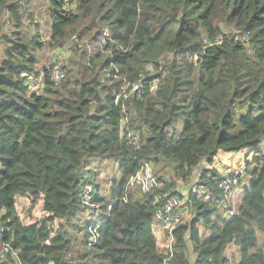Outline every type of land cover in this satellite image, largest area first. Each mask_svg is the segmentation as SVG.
<instances>
[{
	"label": "trees",
	"instance_id": "trees-1",
	"mask_svg": "<svg viewBox=\"0 0 264 264\" xmlns=\"http://www.w3.org/2000/svg\"><path fill=\"white\" fill-rule=\"evenodd\" d=\"M10 1L0 0V228L10 245L0 264H163L154 196L129 192V177L149 163L166 189L198 167L218 193L217 157L244 151L250 183L234 215L190 197L171 264H264V0H47L49 48L71 40L73 60L57 87L43 71L40 93L28 81L44 46L32 0ZM125 115L137 151L121 137ZM96 160L117 163L106 195L88 168ZM84 186L102 213L94 246Z\"/></svg>",
	"mask_w": 264,
	"mask_h": 264
},
{
	"label": "built area",
	"instance_id": "built-area-1",
	"mask_svg": "<svg viewBox=\"0 0 264 264\" xmlns=\"http://www.w3.org/2000/svg\"><path fill=\"white\" fill-rule=\"evenodd\" d=\"M57 54V53H55ZM63 64L57 58L51 64L50 81L54 87L60 85L65 78ZM141 86H133L131 92H139ZM122 111L126 113L124 104ZM121 137L135 151L139 150L137 134L128 129V118L125 115L121 121ZM238 169H228L221 172V179L216 183L218 193H214L211 188L205 186L201 182V168L196 167L192 170L189 193L186 199L179 197L174 193V190L163 191L162 196L153 193V190L159 189L161 183L158 182L153 174L152 166L145 163L140 166L136 173L129 177L126 183L128 191L135 188H140L143 193H150L154 196L153 205L154 212V230L160 244H163L165 257L163 264H171L174 257L175 230L185 223H188L193 218L192 205L189 201L190 197H194L199 201H203L210 205H215L220 208L222 216L229 219L234 215L235 207L232 205V200L240 187V179L243 175L244 165ZM93 189L91 186H84L81 189V202L85 211V219L88 223L87 231L89 238L88 246H94L99 240L98 229L100 226V217H102L99 204L92 202ZM123 202L127 201V195L122 197ZM111 206L106 207V216H108ZM3 229L0 228V263L5 260L6 255L10 251V245L2 240Z\"/></svg>",
	"mask_w": 264,
	"mask_h": 264
},
{
	"label": "rangeland",
	"instance_id": "rangeland-1",
	"mask_svg": "<svg viewBox=\"0 0 264 264\" xmlns=\"http://www.w3.org/2000/svg\"><path fill=\"white\" fill-rule=\"evenodd\" d=\"M10 1V0H6ZM25 1L27 0H11L8 3H15V4H24ZM28 10L32 11L33 13V21L32 23L36 24L38 31L40 33L41 39L43 40L44 46L42 47L41 50H38L35 54L37 61L36 64L34 65V70L35 73H38V78H30L28 79L29 81V87L31 88L30 91L34 93H40L41 92V87L43 85L42 83V74L43 71L45 70H51V64L55 59H59L61 63L64 65V68L67 66L70 60H73V56L70 53V49L68 48L70 44L72 43L71 40H66L65 44L66 47L62 49H51L49 48V35H50V19H49V6L47 0H32L30 3L27 5ZM26 16V15H25ZM25 18V17H24ZM26 21V20H25ZM27 23V22H26ZM32 28V26H31ZM33 29V28H32ZM86 45L84 41L80 42L79 47L83 48V46ZM2 48V46H1ZM89 49V48H88ZM54 52H59L60 54H55ZM180 128L178 127V132ZM246 160H251V157H248L246 159L245 151L244 153H234V154H219L217 157V170L221 172L222 168L221 166H226V169L229 168V164L227 161L231 164L230 169H238L241 166V164H245ZM90 173L93 174L94 178L93 181L95 182L96 185L99 186L100 188V193L101 194H108L109 189L111 187L112 181L115 179V181L119 180V171L117 167V163L115 161H109V160H96L93 161L89 166H88ZM204 168V167H203ZM209 169V167H206ZM225 168V167H224ZM152 170H154V173L156 176H159L160 174L157 172L155 168L152 167ZM212 172V171H211ZM244 172V170H243ZM166 179L170 180V175L165 176ZM173 182V180H171ZM173 186H168V188H163L164 182L160 185V189L165 190H174V193L178 195L181 198L186 199L189 189H190V183L189 182H180V181H174ZM250 179L248 178L247 175H242L240 179V187L238 188V192L236 196L232 200V205L235 207L237 203L241 200L242 195L244 190L249 186ZM25 202L19 201L17 203V211L21 215L22 222L23 223H28L29 221V214L26 213L28 209V205H24ZM35 215L40 216V211L36 209L34 211ZM85 218V217H84ZM153 228H155V223L153 222L152 225ZM78 228L80 226L78 225ZM199 228V233L201 236L207 235L208 230L204 229L201 224H198ZM155 231V230H154ZM81 233L76 235V238L78 240H81L84 238V232L80 231ZM159 249H162V244L159 243ZM87 249V248H86ZM237 247L235 246H230L226 252L225 255L228 257H234L235 259L237 258ZM82 251H78V253H81ZM77 256H80V254H77ZM194 255H192V258L190 257V260H193Z\"/></svg>",
	"mask_w": 264,
	"mask_h": 264
},
{
	"label": "crops",
	"instance_id": "crops-1",
	"mask_svg": "<svg viewBox=\"0 0 264 264\" xmlns=\"http://www.w3.org/2000/svg\"><path fill=\"white\" fill-rule=\"evenodd\" d=\"M49 36H50V35H49ZM227 163L229 164V166H227V167H229V168L226 169V166H223V167L221 166V168H222L221 172H224V171H226V170H228V169L231 168V167H230L231 164H230L228 161H227ZM224 167H225V168H224Z\"/></svg>",
	"mask_w": 264,
	"mask_h": 264
}]
</instances>
